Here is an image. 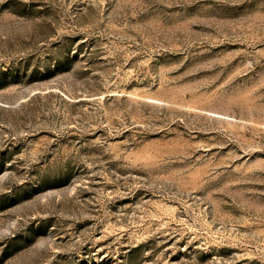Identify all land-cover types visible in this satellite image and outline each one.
Masks as SVG:
<instances>
[{"label": "rangeland", "instance_id": "obj_1", "mask_svg": "<svg viewBox=\"0 0 264 264\" xmlns=\"http://www.w3.org/2000/svg\"><path fill=\"white\" fill-rule=\"evenodd\" d=\"M0 264H264V0H0Z\"/></svg>", "mask_w": 264, "mask_h": 264}]
</instances>
